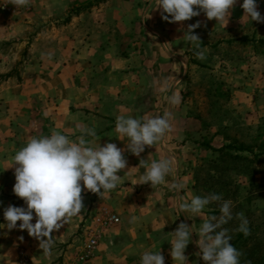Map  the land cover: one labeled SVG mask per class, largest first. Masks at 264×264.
<instances>
[{
    "label": "rangeland",
    "instance_id": "374dc122",
    "mask_svg": "<svg viewBox=\"0 0 264 264\" xmlns=\"http://www.w3.org/2000/svg\"><path fill=\"white\" fill-rule=\"evenodd\" d=\"M124 1L29 0L13 14L0 13V224L6 223L3 211L8 206L26 208L12 190L15 165L8 168L16 151L31 138L52 131L62 132L72 140L77 138L71 130L62 131L60 116L52 114L59 106L56 101L51 103V99L55 100L60 90L48 86L53 74L47 62L60 49L66 24L82 13L91 14L94 7L100 13L102 28L107 27L105 32L109 29L126 35L124 55L129 59L135 57L133 70L140 66L146 69L144 64L150 59L154 66L165 59L168 72L157 78L167 85L164 104L158 106L147 101L138 107L149 117L157 112L158 115L171 112L163 149L165 158H171L178 167L177 180L185 184L179 197L190 200L191 195H221V201L206 207L205 217L219 216L223 200L232 201L233 219L223 227L229 230L232 245L243 254L241 264H252L264 255V155L260 154L264 148V22H251L242 17L243 9H235L230 12L225 28L214 18L205 19L203 12L182 25H166L156 23L152 16L146 17L144 2L126 0L124 6L129 1L139 7L129 14L132 23L116 24L114 28L103 24L108 12L112 17V10L116 17L123 14L118 7ZM257 10L264 16V0H257ZM207 21L210 23L205 24ZM197 22L200 26L193 29V34L199 37V48L183 37L188 26ZM107 44L102 40V50ZM197 53L204 58H198ZM173 91L181 97L178 105L168 102ZM230 145L232 157L221 154ZM240 145L252 153H238L235 149ZM208 146L216 151L208 150ZM238 156L243 158L234 159ZM81 195L84 203L81 215L72 217L52 233L54 244L50 253L40 249L39 241L30 237L27 230L0 229V264H21L22 254L24 264H67L82 242L86 223H89L86 227L92 225L102 211L112 213L105 200L101 201L103 196L86 189ZM175 208L178 209L177 203ZM241 212L248 220L247 237L236 231L240 223L236 214ZM33 216L34 224V213ZM181 222L194 231L185 249L187 264H205L196 243L203 219L191 217V213L178 212L174 226L157 233L160 249L171 245L172 232Z\"/></svg>",
    "mask_w": 264,
    "mask_h": 264
},
{
    "label": "clouds",
    "instance_id": "9594fccd",
    "mask_svg": "<svg viewBox=\"0 0 264 264\" xmlns=\"http://www.w3.org/2000/svg\"><path fill=\"white\" fill-rule=\"evenodd\" d=\"M15 7H24L29 0H12ZM236 0H158L162 13V20L168 22H183L200 15L203 12L207 19L213 18L223 28L228 24L230 9ZM245 19L264 22V16L257 10V0H242ZM198 9V10H196ZM169 17L171 19L169 20ZM199 22L189 25L184 34V40L199 48V37L193 34V29L199 27ZM203 59L202 53H197ZM170 105H178L181 97L173 91L168 97ZM171 112L147 118L119 115L116 118L115 132L120 140L127 139V149L131 154L139 156L146 146H154L161 141L170 130ZM81 135L75 140L59 131H52L46 136L31 138L12 157L15 165L13 193L21 198L25 207L8 206L3 211L5 224L0 229L12 230L19 228L27 230L30 237L39 241V248L50 253L54 244L53 232L60 230L72 217L80 216L84 209L82 190L102 195L111 193L122 182L118 172L126 168L127 161L122 149L114 143H99L92 146L86 137L97 135L95 128L87 126L81 128ZM140 166L146 168L136 184L150 183L151 187L164 185L166 177L172 172L173 160L162 158L146 164L140 161ZM170 188L179 194L185 184L177 181ZM219 194L208 196L191 195L190 200L177 197V207L180 213H191V217L203 219L196 241L199 255L205 264H241V251L231 243V235L225 227L233 219V204L230 200H223L220 204V215L205 217L204 210L213 202L221 201ZM35 215V223H31ZM240 223L236 231L245 237L250 235L248 220L244 214L237 213ZM133 221L136 217L132 218ZM17 221L19 225L17 226ZM164 226V225H163ZM162 226V228H163ZM193 228L181 222L172 232L170 255L175 264H187L188 257L185 249L190 243V233ZM21 239H23L21 237ZM140 264H164V256L159 251H145Z\"/></svg>",
    "mask_w": 264,
    "mask_h": 264
},
{
    "label": "crops",
    "instance_id": "0c3cea01",
    "mask_svg": "<svg viewBox=\"0 0 264 264\" xmlns=\"http://www.w3.org/2000/svg\"><path fill=\"white\" fill-rule=\"evenodd\" d=\"M125 1L118 7L123 14L117 17L114 16L113 5L110 3L109 8L113 17L108 12V19L105 18L103 24L114 28L116 24L132 23L133 18L129 14L139 7L129 1L124 6ZM139 1L145 3L146 17L150 19L152 16L156 23L184 24L159 21L163 13L157 5L158 0ZM241 4L242 0H236L230 12L242 9ZM99 17V11L95 12L93 7L91 14L82 13L72 18L66 24V30H62L64 36L61 38L60 49L54 51L49 58V64L47 62V65L52 67L51 84L56 80L54 85L48 86L55 91L60 90V94H56L55 100L52 98L51 103L56 101L59 106V110L53 109L52 114L61 117H59L61 130L66 133L71 130V134L75 133L78 137L81 135L82 127L95 128L97 135L89 139L92 146L97 143L99 145L114 143L122 149L127 161L126 168L117 173L122 176L121 184L107 196L101 195L103 196L101 201L105 200V205L119 218V224L102 240L88 264H140L145 251H159L164 256V264H175L170 255L171 245H165L160 249L157 242L159 238L157 233L173 227L177 213L180 212L175 208L178 196L170 188L172 183L178 181L176 177L178 167L175 161L164 185L152 188L150 183L136 184L138 178L146 171L145 167L139 165L141 160L150 164L153 160L165 158L163 146L166 139H162L154 146H146L144 152L135 156L127 149V139H117L118 133L115 132L117 116L147 118L148 114L141 112L138 106L144 105L143 103L147 101L156 102L158 106L164 104L166 99L164 90L167 85L164 80L157 78L162 77V74L166 76L169 68L163 58V52L158 49L161 59H164L161 64L157 62L154 66L150 59L148 64H144L146 69L140 66L133 70L135 57L129 59V56L124 55L127 46L126 35L110 32L109 29L105 32L107 27L102 28ZM147 18H144L143 22ZM207 23L210 22H205ZM162 39L166 41L164 36ZM102 40L108 42L103 50ZM154 52L157 54V50ZM179 182L183 183L182 180ZM178 195L181 196V193ZM133 217H136L135 221L132 220ZM87 225L89 223H86Z\"/></svg>",
    "mask_w": 264,
    "mask_h": 264
},
{
    "label": "built area",
    "instance_id": "2783aa9c",
    "mask_svg": "<svg viewBox=\"0 0 264 264\" xmlns=\"http://www.w3.org/2000/svg\"><path fill=\"white\" fill-rule=\"evenodd\" d=\"M18 10L12 3V0H3L0 2V13L13 14ZM119 224V218L108 211H102L94 220L92 225L84 229L83 239L75 248L71 260L67 264H88L94 257L96 250L106 234ZM21 264L26 263L25 256L22 254Z\"/></svg>",
    "mask_w": 264,
    "mask_h": 264
},
{
    "label": "trees",
    "instance_id": "16d2710c",
    "mask_svg": "<svg viewBox=\"0 0 264 264\" xmlns=\"http://www.w3.org/2000/svg\"><path fill=\"white\" fill-rule=\"evenodd\" d=\"M208 150H212V151H216L215 149L211 148L210 146L207 147ZM226 152L225 153H221L223 154L224 156H228V157H232V154L230 153V149H231V145L230 146H226ZM238 153H245V152H249V153H252V151H250L249 148L243 146V145H240L238 148L235 149ZM220 151V150H218ZM261 155H264V148L262 150V152H260ZM243 157L242 156H238L234 159H242ZM252 264H264V255L262 257H260L257 261H255L254 263Z\"/></svg>",
    "mask_w": 264,
    "mask_h": 264
}]
</instances>
